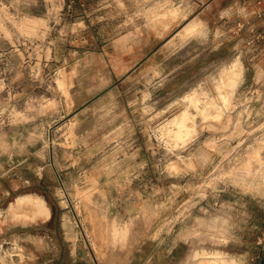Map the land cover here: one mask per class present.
Instances as JSON below:
<instances>
[{
  "label": "rangeland",
  "instance_id": "obj_1",
  "mask_svg": "<svg viewBox=\"0 0 264 264\" xmlns=\"http://www.w3.org/2000/svg\"><path fill=\"white\" fill-rule=\"evenodd\" d=\"M263 250L264 0H0V264Z\"/></svg>",
  "mask_w": 264,
  "mask_h": 264
},
{
  "label": "bare ground",
  "instance_id": "obj_2",
  "mask_svg": "<svg viewBox=\"0 0 264 264\" xmlns=\"http://www.w3.org/2000/svg\"><path fill=\"white\" fill-rule=\"evenodd\" d=\"M229 83L231 85H234L235 81L231 80V82ZM189 102L195 105L196 108H198V100L196 98L190 97ZM190 121H191V116L187 111L182 112L179 116L175 117L171 121L173 129H171L168 133L177 143L185 142L188 139L189 135L192 133V128L189 126ZM24 204H27V205L33 204L38 209L39 214L44 213L43 211L44 201L42 199L35 198L32 196H23V197L18 198L16 202L10 206V212L14 218L17 219L23 216H27V214L22 215L21 213L17 211V209H19ZM45 215L48 216L47 213Z\"/></svg>",
  "mask_w": 264,
  "mask_h": 264
},
{
  "label": "crops",
  "instance_id": "obj_3",
  "mask_svg": "<svg viewBox=\"0 0 264 264\" xmlns=\"http://www.w3.org/2000/svg\"><path fill=\"white\" fill-rule=\"evenodd\" d=\"M11 205H13V204H11ZM11 205H10V206H11ZM10 206H9V208H8L7 213H8V215H9L13 220H16V219L12 216V214H11V212H10ZM23 218H24V217H23ZM21 221H25V219H23V220H21ZM253 261H254L253 264H264V250H263L259 255H257L256 259H254Z\"/></svg>",
  "mask_w": 264,
  "mask_h": 264
}]
</instances>
